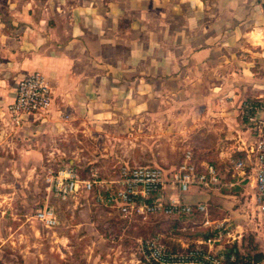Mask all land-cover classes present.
<instances>
[{
	"label": "crops",
	"instance_id": "obj_1",
	"mask_svg": "<svg viewBox=\"0 0 264 264\" xmlns=\"http://www.w3.org/2000/svg\"><path fill=\"white\" fill-rule=\"evenodd\" d=\"M33 71L49 84L52 102L44 119L13 132L0 117L1 174L65 156L77 173L88 165L103 170L114 158L135 164L150 155L163 163L180 149L182 159L193 141L213 143L215 158L244 157L264 126V13L256 0H0V115L16 81ZM244 100L259 105L250 117ZM143 142L157 144L146 152ZM175 166L162 168L167 178ZM222 178L182 194L167 180L156 198L203 202L208 219L228 221L222 198L229 195L219 194L221 219L209 216L208 201L233 186L252 187L255 196L254 175L246 168ZM195 216L206 236L202 214ZM252 236V252L264 255V229Z\"/></svg>",
	"mask_w": 264,
	"mask_h": 264
},
{
	"label": "rangeland",
	"instance_id": "obj_2",
	"mask_svg": "<svg viewBox=\"0 0 264 264\" xmlns=\"http://www.w3.org/2000/svg\"><path fill=\"white\" fill-rule=\"evenodd\" d=\"M4 109L1 110L0 117ZM155 144L157 143L143 142L141 146L146 152H150L147 147H155ZM159 144L167 149L170 143ZM185 144L179 143L180 147ZM128 145L130 146L129 143H125L123 147ZM188 147L187 150L193 153L197 161L213 164L218 173L223 175L222 181L231 179L233 172L231 165L234 160L232 154L228 158H215L214 144L209 142L193 141ZM199 148H203L204 151ZM69 159L65 156L61 159L39 161L29 173L22 172L21 167L17 168V166L15 169L18 172L15 174L0 173V264H139L135 253L136 239L156 233L160 234L162 240L168 244L177 246L178 241L191 244L198 237L200 232L198 217L122 218L112 209L110 211L96 206L92 203L94 200L89 197L87 199L89 201L84 202L81 207L73 209L63 206L45 189L41 165L42 167L45 164H50L51 167L63 165ZM180 160L181 149L176 157L167 158L163 163L159 157L149 155L136 159L135 164L156 165L169 169L177 165ZM109 162L103 163V165L110 164L107 168H102L106 176L103 175V170L99 169L96 172L89 165L80 168L78 174L84 178L92 171L95 177L112 176L122 163L117 158ZM222 190L208 201L209 216L213 219H221L223 214L219 215L216 212V206L219 205L217 201L221 199L219 194L229 195L222 198L225 201L226 219L238 226L244 244L252 241L254 229H264L263 219L258 216L255 207L253 188L250 187L246 193H243L238 186L229 187L228 191ZM48 205L57 210L60 219L57 226L46 229L34 216L36 211Z\"/></svg>",
	"mask_w": 264,
	"mask_h": 264
},
{
	"label": "built area",
	"instance_id": "obj_3",
	"mask_svg": "<svg viewBox=\"0 0 264 264\" xmlns=\"http://www.w3.org/2000/svg\"><path fill=\"white\" fill-rule=\"evenodd\" d=\"M264 13V0H256ZM52 102V91L37 71L19 78L13 89L12 100L5 106L4 119L8 130L13 132L27 119H44ZM244 115L248 117L259 105L249 100L241 104ZM59 116L66 118L62 112ZM189 150L182 153L181 161L167 178L164 170L149 164H121L107 179L98 180L94 174L80 177L70 164L45 166L42 181L45 189L59 203L81 207L88 197L102 206L112 209L122 218L195 216L202 214L201 225L208 228L205 239L191 244L179 242V250H173L160 234L136 239L135 253L139 264H234L235 253L227 246L235 244L237 250L241 243V232L225 219L211 220L207 217L203 202L186 203L176 198H156L167 180L176 186L179 193H185L191 185L207 188L220 183L219 175L211 164H201L202 171L196 172ZM249 168L254 175L255 206L264 221V126L257 140L242 158L232 163L235 173L244 175ZM35 219L48 229L59 224L58 212L53 206H44L36 211ZM244 264H255L249 258Z\"/></svg>",
	"mask_w": 264,
	"mask_h": 264
},
{
	"label": "trees",
	"instance_id": "obj_4",
	"mask_svg": "<svg viewBox=\"0 0 264 264\" xmlns=\"http://www.w3.org/2000/svg\"><path fill=\"white\" fill-rule=\"evenodd\" d=\"M191 156H192V162L194 164V167H195L196 172L202 171V165H201L202 163H200V161H197L194 158L193 154ZM242 156L243 155H241L240 153H234L233 154V159L236 160L237 158H242ZM233 161H232V163H233ZM203 164H211V163H203ZM211 165L213 166V164H211ZM215 170H216L217 174L219 175V173H218V171H217L216 168H215ZM182 217H184V216H181L179 218H182ZM187 217H192V216H187ZM155 234H153V235H155ZM153 235H150V236H153ZM198 237H200L202 239H205L206 238L205 233L204 232H201V231L198 232ZM252 248L253 247L251 246V240L248 241L246 244H244L243 243L242 236H241V243H240V246H239V249L238 250L235 247V244H233L231 246H227V250L229 252L234 250V253H235V262H234V264H244V259H246V258H249L250 260H252V261L255 262V261H258L259 259H261L264 256L262 253L252 252V250H251ZM171 249H173V250H179V246L178 245L177 246L176 245H171Z\"/></svg>",
	"mask_w": 264,
	"mask_h": 264
}]
</instances>
